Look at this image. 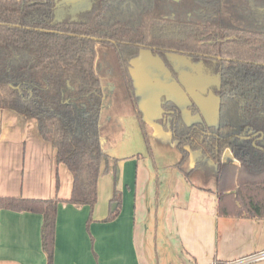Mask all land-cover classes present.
Segmentation results:
<instances>
[{
	"label": "trees",
	"instance_id": "16d2710c",
	"mask_svg": "<svg viewBox=\"0 0 264 264\" xmlns=\"http://www.w3.org/2000/svg\"><path fill=\"white\" fill-rule=\"evenodd\" d=\"M79 1L86 0H0V110L33 120L68 169L72 189L63 202L91 212L99 177L116 164L101 141L99 49L115 58L149 155L131 62L142 51L174 52L202 61L218 79L209 86L218 100L215 125L185 124L176 105L162 99L178 169L199 151L216 169L217 215L264 220V0H87L88 8L76 9ZM226 150L231 158L223 162ZM118 196L112 202L119 206ZM60 202L0 198V210L42 217L46 264H53ZM117 214L115 208L106 220Z\"/></svg>",
	"mask_w": 264,
	"mask_h": 264
},
{
	"label": "crops",
	"instance_id": "0c3cea01",
	"mask_svg": "<svg viewBox=\"0 0 264 264\" xmlns=\"http://www.w3.org/2000/svg\"><path fill=\"white\" fill-rule=\"evenodd\" d=\"M133 120L120 126L122 144L134 142V133L141 139L135 115ZM131 124L132 136L127 129ZM161 131L154 134V142L146 134L149 156H158V167L145 159L141 168L138 161L133 177L134 160L129 167L110 161L109 172L98 179L97 203L90 212L63 202L71 194V174L56 162L54 149L42 140L35 122L0 110V198L61 200L53 264H225L264 251V220L219 217L214 164L193 151L178 169L180 154L170 133ZM137 150L148 158L141 140L132 152ZM230 157L225 154L223 162ZM101 185H106L102 196ZM115 191L118 214L106 220ZM41 225L40 215L0 210V264H46Z\"/></svg>",
	"mask_w": 264,
	"mask_h": 264
},
{
	"label": "rangeland",
	"instance_id": "374dc122",
	"mask_svg": "<svg viewBox=\"0 0 264 264\" xmlns=\"http://www.w3.org/2000/svg\"><path fill=\"white\" fill-rule=\"evenodd\" d=\"M72 1L74 0H70V2ZM175 2H182L183 5L188 3L189 0H176ZM76 5V9H86L89 6V2L87 0L79 1ZM61 13L63 14V11ZM98 56L101 72L99 68L98 71L102 77L104 96L99 120L102 147L106 153L108 152L109 156L116 160L117 166L124 162L129 167L131 166V162H133L131 160H134V165H132L134 177L138 161L141 168H143V161L145 159L150 165L156 162L157 167L160 161L155 153L154 159L153 155L150 157L147 150L146 156L148 158H145L143 152L140 150L132 152L135 148L137 149V140H141L145 145L139 123L135 126V129L141 136V139L140 137L136 138L137 133L132 131L131 124L127 129L130 130L131 136L133 133L136 134V136H132L134 142L131 139L122 144L120 126L123 125L124 121L127 122L129 118L135 123V120H133V108L128 101V94L118 73L114 56L105 47L99 49ZM130 73L144 129L146 134H150L153 142L154 134H163L161 129L169 134L168 131L162 128V122H160V120H163L164 112L161 105L162 99L176 105L180 111V117L185 124L200 121L206 125L216 124L218 100L209 90V86L217 85L218 79L217 76L208 74L201 63L192 64L187 57L182 55L170 53L156 54L142 51L139 57L131 62ZM168 111L171 112V110ZM166 126H170V120L167 121ZM145 149H147L146 145ZM208 162L213 164L210 160ZM153 172L155 174V168H153ZM161 173L162 171L158 174L159 178H161ZM114 177H117V173ZM109 180L108 177V189L110 188ZM104 188H106V185L100 186L101 196L103 195ZM109 192L107 190L108 194ZM113 204L111 203V206Z\"/></svg>",
	"mask_w": 264,
	"mask_h": 264
},
{
	"label": "built area",
	"instance_id": "2783aa9c",
	"mask_svg": "<svg viewBox=\"0 0 264 264\" xmlns=\"http://www.w3.org/2000/svg\"><path fill=\"white\" fill-rule=\"evenodd\" d=\"M260 261H264V251L257 252L248 256H244L242 258H239L237 260L225 264H254Z\"/></svg>",
	"mask_w": 264,
	"mask_h": 264
},
{
	"label": "flooded vegetation",
	"instance_id": "af4514ba",
	"mask_svg": "<svg viewBox=\"0 0 264 264\" xmlns=\"http://www.w3.org/2000/svg\"><path fill=\"white\" fill-rule=\"evenodd\" d=\"M171 1L174 2V3H176V2H175L176 0H171ZM177 1H178V0H177ZM176 4H177V3H176ZM155 53L158 54V53H160V52H155ZM165 53H170V54H174V55H175V54H176V55H181V54H177V53H174V52H165ZM165 53H160V54H165ZM182 56H184V55H182ZM184 57H187V56H184ZM187 59H188V58H187ZM188 60H189V59H188ZM189 62H190V61H189ZM190 63H191V62H190ZM199 63H201L202 66L204 67V69L207 70V67H205V66L203 65L202 61H199V62H197V63H193V62H192V64H199ZM186 94H187V93H186ZM168 120H170V119H167V121H168ZM227 153L229 154V156H231L230 152L226 150V151L224 152V154H223V157H225V154H227ZM230 158H231V157H230ZM224 161H225V160H224Z\"/></svg>",
	"mask_w": 264,
	"mask_h": 264
},
{
	"label": "water",
	"instance_id": "95a60500",
	"mask_svg": "<svg viewBox=\"0 0 264 264\" xmlns=\"http://www.w3.org/2000/svg\"><path fill=\"white\" fill-rule=\"evenodd\" d=\"M76 1H78V0H74V1H72L71 3H75ZM117 207V204H113L112 206H111V211H114V209Z\"/></svg>",
	"mask_w": 264,
	"mask_h": 264
}]
</instances>
